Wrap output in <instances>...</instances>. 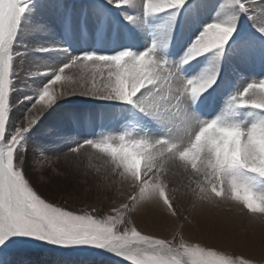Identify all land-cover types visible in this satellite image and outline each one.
I'll return each instance as SVG.
<instances>
[{"label": "snow or ice", "instance_id": "1", "mask_svg": "<svg viewBox=\"0 0 264 264\" xmlns=\"http://www.w3.org/2000/svg\"><path fill=\"white\" fill-rule=\"evenodd\" d=\"M29 2L0 0V264H21L19 253L35 241L98 249L115 258L114 264H264V236L257 260L251 254V238L193 240L176 231L169 239L145 233L134 219L153 201L179 218L177 194L183 193L193 199V208L235 204L239 212L264 222V152L258 147L264 141V78L247 83L223 113L204 119L193 106L216 83L219 68L188 78L181 73L182 65L204 54L221 58L237 33L239 16L225 15L205 24L178 62L158 54L168 46L167 32L139 52L126 48L70 56L59 68L48 70L51 78L33 95L14 101L13 63L19 55L14 43ZM136 2L109 0L118 8ZM141 2L145 17L167 13L171 29L187 0ZM229 6L259 17L257 30L264 35V0H226L221 12ZM198 7L193 0L192 11ZM237 55H246L243 44L237 46ZM72 96L128 105L134 113L118 133L74 139L69 133L76 126L75 115H57L60 102ZM16 104L24 105L19 118L12 115ZM241 109L252 110L251 118H244ZM139 117L155 122L163 134H152ZM37 129L39 140L33 139ZM210 133L214 139H209ZM225 138L233 141L227 151L221 147ZM66 143L72 146L65 148ZM133 145L147 149L138 171L104 150ZM81 175L89 184L99 180L98 187L121 196L125 188L133 191L119 202L109 198L108 205L100 206L77 201L66 187L52 183L54 177L78 180ZM245 196L255 203L250 205Z\"/></svg>", "mask_w": 264, "mask_h": 264}, {"label": "rangeland", "instance_id": "2", "mask_svg": "<svg viewBox=\"0 0 264 264\" xmlns=\"http://www.w3.org/2000/svg\"><path fill=\"white\" fill-rule=\"evenodd\" d=\"M200 1H203V0H198V2ZM221 1H225V0H217V2H221ZM69 4H72V6H74L73 4L81 5L80 11L86 13L85 16L81 17L82 19H84V23L89 22V20L93 17L96 19L97 18L100 19V16L98 15V13L102 14V10H105L107 13L106 19L108 20V22L109 21L111 22V19H112L114 23V20H116L117 23H114L116 24V27H117L118 22L122 25V28L127 27V33L125 35V38L123 37V39L126 41L121 45V47L118 45L119 42L112 44L114 46H112L109 43L111 46V50L113 49V47L118 46L116 50L113 49L111 53L118 52L126 48H130L133 51H137V52L143 51L144 49L149 47L153 43V41H158L159 35L162 32H167L168 41H169L170 39H172L171 37L173 36V33H175L176 29H178L179 26L181 27L183 25L180 31H178V34L181 33L180 38L183 39V42L178 44L180 40L178 39L175 42L176 44L174 45L171 44L172 47L170 49L168 47L166 51L162 49L161 53L158 52V54H161V55L163 53V55L166 58H168L169 60L173 62H178L181 59L185 50L191 44L195 36L199 33V31L203 29L205 24L209 23L208 19H206L207 22H204V20L200 21V27L198 25V28L195 29V26H193V22L191 21V18H198V17L193 16V15L195 16L197 15L196 11H194L195 14L193 13L192 15L191 8L193 5V0H187V3L184 9L181 10L180 14L183 20L182 24L181 22L179 24V21H178L179 15H178L177 19L174 22H172L171 29H169L170 21L168 23V27L164 26V28L163 27L161 28L158 25L153 26L155 22L156 24H162L161 22L163 21V17L157 16V15L145 17L143 12L133 17L131 16V12L126 11L124 8L121 9L120 7L119 8L115 7L114 4L105 3L103 0H30L28 11H26L24 15V18H26L27 20L26 25H32L33 18H39L41 16L42 11L40 9L44 8V6L46 5H50L51 9H48V10L51 14V19L55 23H57L59 26V30L57 31L59 35L58 36L59 39L55 40L54 45H58V44L62 45V49L66 50L64 51V53L68 54V57L78 55L82 52H94L95 50H96L95 52L97 53L107 54L105 51L101 52L102 50H100L99 47L97 49L94 47L95 38H96L94 37V34L95 32L99 33L100 29H104V28H106L104 30H107L113 33L112 32L113 26L111 27V23H110L111 28L108 29L109 27L107 28V25L105 22H103L101 19L96 20L94 26L88 25L86 26L84 30V31H88V42L90 45V49L87 48L88 50H86V48H84L82 49V51L81 50L74 51L72 49H68L69 47L65 45L66 42H64V40L69 41L70 38L72 37L70 36V38H66L64 37V34H62V32L63 30L66 29L69 33V29L68 27L65 26V24L61 25L58 22V18H55V17H56V14H58L64 18L63 10H65V7H67V5ZM121 13L122 15L128 14L129 16L133 17L134 21H137L138 23L134 24L130 28L129 26L126 25L127 22H130L128 19H126L127 15L125 17L124 16L122 17ZM53 15L55 17H53ZM207 16H210V15L207 14ZM144 17H145L147 26L144 25V22H145V21L143 22ZM239 18L241 22V27L237 31V33L239 34L238 35L237 33L233 34L234 39H230L228 44L225 45V49L222 54V58L224 61L220 58H217L215 56V53H207V54H204L194 59L190 63L181 66L182 75L188 78V77H192L195 75H199L201 73V68H202L201 65L203 66L205 70L207 67L212 68L215 64H220V66L218 67L220 73L216 81L217 85L215 87L212 86V89L209 88L207 92L209 91L210 94L207 96L204 93L202 97L200 98L199 102L193 106L195 109V112L201 118L212 119L218 114L220 115L221 113L225 111L228 101L231 99V97L233 95H236L239 91H241L243 87L247 85V83L251 82L252 80H259V79L264 78V37L260 36L259 33L254 32L253 30L249 29L250 28L249 21H248V24L244 22L246 19L249 18L247 14L239 12ZM168 19H169V16H168ZM212 19L214 20L213 17ZM142 25L144 26V28L142 27ZM117 29L115 28L116 32H118ZM20 32L25 33L29 39V42L28 43L26 42L27 45H24V47L26 49H34L37 52H40L37 50L39 49V47H37L38 45L35 46V44L37 43L36 35H33L32 32H29L25 29H23V31H20ZM248 34L254 36V38L252 40L248 39ZM176 35H177V31H176ZM20 37H22L21 34L17 36L16 41L14 43V52L19 53V55L15 57L14 63H13L15 80H16V71H17V66H16L17 60L16 59H19L21 56V53L18 52L16 49L18 48V46H21V42H23L22 38H21L22 41L20 40ZM116 38H119V35ZM256 39H259V41H257ZM108 40L114 41L115 38L113 39L108 38ZM119 40L120 39H118V41ZM249 40L251 44L259 43L262 49L259 50V49L253 48V46L249 43ZM87 44H85L83 47H86ZM127 44L129 45L127 46ZM187 44L189 45L187 46ZM240 44L244 45V51L246 53L244 57H241L237 54L235 55L234 54L235 52H231L234 46L235 48H237V46ZM55 49H59L57 51H61L60 46L58 47L56 46ZM229 54H230V57L235 56V64H232V65L234 66L236 65L238 67L236 66L233 67L227 63V60L225 59H228L227 57L229 56ZM219 59H220V63H219ZM58 63L59 65L58 66L54 65V68L56 67L57 69L66 62L59 61ZM43 73L45 74H43L42 77H44L45 79H43V83L40 84L38 88L42 87L52 76V73L51 72L49 73V71H43ZM226 75L228 77L227 79H225ZM15 80L13 84V88H14L13 95L16 91ZM34 92L31 95H33ZM18 99L19 98H17V100ZM22 99L23 98H20V100ZM71 100H73V102H64V100L61 101L57 109V112L60 111V109L64 106L73 107V106L80 105L83 110H88V109L98 110V109H102L105 106L110 107V109L118 110V108L120 107L122 111L118 113L117 115L118 117L114 120L115 122H117L121 118H128L129 120H131L132 117L129 116L128 114L134 113V109H132V107L128 105L100 101V100L87 98L83 96H74L73 98H71ZM249 110L250 109H241L239 111L243 115L244 118H251V116L253 115V112L252 111L249 112ZM13 112L14 111L12 110V115H13ZM92 115H93V120H99L98 114L94 115L93 113L88 117H91ZM139 119L141 120L145 128L148 131H150L152 134L157 135V136L163 134V130L155 122L150 121L144 117H139ZM123 127L124 125H122L121 128L116 131H110L107 129L106 130L98 129V132L96 131V135L89 136L87 138H95L99 135L106 134L109 132L118 133L122 131L121 129H123ZM35 133L33 134V136L35 135ZM209 139L210 140L214 139L211 133L209 134ZM232 143L233 141L230 138H225L224 143L221 145V147L225 151H227L228 148L232 145ZM258 147L262 152H264V141H262L258 145ZM104 150L111 151L113 152V154L118 155L120 158H122L127 163V165L130 168L135 169L137 171L139 170L141 158L143 154L147 151L146 148L140 145L128 146L122 149L105 148ZM54 178L60 179L62 177H54ZM96 185L97 184L95 182L94 184L90 185V187H88L89 188L88 192L83 193L80 196L78 195H73V196L77 198V201L80 198H82L89 203H94L100 206H104V205L109 204V198L112 201L119 202L120 200L123 199V196H127L130 191H133V189L125 188L123 189V196H121L118 192H116L113 189H108L107 187H104V188L95 187ZM245 198L250 201V205L255 203L254 201L250 200V197L245 196ZM193 203H194L193 199L186 197L185 195H183V193H178L177 194V204H178V211L180 213L179 218L172 217L164 213L161 210L158 211L157 208L155 209V211L153 210L152 212H154V214L157 217H159V215H163L165 217L162 227L157 226V225L153 226L151 224H148L149 223L147 221L148 216H146V214L144 215L142 213L140 214L139 213L141 211L140 209H139L140 211L138 212L139 216H136L137 215L136 214L134 219L138 227L145 233L157 235L160 237H166L169 239L172 237V234L176 231H182L186 238H191L193 240H199V239L207 240L209 237H212V236L223 237L225 239H233V240L239 238L241 241L251 238L255 244V246L251 249V254L254 257H256L257 260L259 259L261 255L260 239L262 236H264V222H261L259 218H253V217L248 216V213L246 212H242V211L239 212L237 210L239 209V205L229 204V205H221L220 207H217L213 203L211 204L207 203L206 205H210L208 207L209 209H211V212H208L209 209L207 208L203 207L205 210L204 209L202 210L201 208L202 204L193 208ZM228 207H231L232 209L230 210ZM185 217H187V219H185ZM19 259L21 261V264H96V261L100 259H105L107 261V264H114V260H115V258L110 257L107 254H101L100 250L98 249L60 248V247H55L51 244H46L40 241H35L31 243L30 245H27L26 250H22L19 253Z\"/></svg>", "mask_w": 264, "mask_h": 264}, {"label": "bare ground", "instance_id": "3", "mask_svg": "<svg viewBox=\"0 0 264 264\" xmlns=\"http://www.w3.org/2000/svg\"><path fill=\"white\" fill-rule=\"evenodd\" d=\"M103 1L105 3H109V0H103ZM225 2H226V0L225 1H221V2H217V0H203V1H200L199 2V7L195 10L197 12V15L196 16L193 15L194 11H192V15L194 17H198V18H191V21L193 22V26H195V29L198 28V25L200 27V21L204 20V22H207L206 19H208V22H212L213 21L212 17L214 19H223L225 17V15H234L235 14V15L239 16V10H238L237 6H229L224 12H221V6L223 4H225ZM109 4H112V3H109ZM73 5L74 6H72V4H69V5H67V7H65V10H63L64 11V14H63L64 18L61 17V15H58V14H56V17L53 15V17L58 18V22L61 25L65 24V26L68 27V29H69V33H68V31L66 29L63 30V32H62V34H64V37H66V38H70V36L72 37V38H70L69 41H65L64 40V42H66L65 45H67L69 47L68 49H72L74 51H78V50L84 49L83 46L85 44H87V43L88 44L86 46V50L90 49V45H89V42H88V31H84V30H85L86 26H88V25L94 26L96 20H100V19L103 22L106 23L107 28L109 27L108 29H110L113 26V29H112L113 33H111L110 31L104 30L106 28L100 29L99 33L95 32L94 37H96L97 39L95 38V46L94 47L96 49L99 47V49L102 50L101 52L105 51L107 54H110L113 49L116 50V48L118 46L117 47H113V49L111 50V46L109 45L110 42H109L108 38H111V39L115 38L118 33H120L119 34V39L120 40L118 41L119 42L118 45L121 47V45L126 41V40L123 39V37L125 38V35L127 33V27L122 28V25L118 22V24H119L118 32L116 33L114 31V27H115L116 24H114V23H117V21L114 20V23H113V20L111 19V22L110 21L108 22V20L106 19L107 13H106L105 10H102V14L98 13V15L100 16V19H98V18L96 19V18L93 17V18H91L89 20V22H85L84 23V19H82L81 17L85 16L86 13L80 11V7H81L80 4H73ZM120 8L121 9L124 8L126 11L131 12V16H133V17L138 15L139 13L143 12V7H142L141 0H137V2L134 3L133 5L123 6V7H120ZM48 9H51L50 5H46V6H44V8H41L40 9L42 11L41 12V16L39 18H33V20H32L33 24L32 25H26L27 20H26V18H24L22 20V24H21L19 32L23 31V29H25V30H27L29 32H32L33 35H36V38H37L36 42L37 43L35 44V46L38 45L37 47H39V48L55 49L56 46L57 47L60 46L61 47V51L52 50V51H40V52H37L34 49H26L24 47V45H27V43L29 42L28 37L26 36L25 33H22V32H20L18 34V35L21 34L22 37H20V40L22 38L23 42H21V46H18V48L16 47L17 48L16 50L21 53V56H20L19 59H16L17 60V63H16L17 64L16 65L17 66V71H16V80H15V82H16L15 83L16 91H15V93L13 95V100L14 101L17 100V98H19L18 100H20V98H24L25 96H30L40 86V84L43 83V79H45L44 77H42V75L45 74V73H43V71L56 69V67L54 68V65L58 66L59 65V63H58L59 61L67 62L68 59L70 58V57H68V54L64 53L65 50L62 49V45H60V44L54 45L55 44V40L59 39L58 38L59 35L57 33V31L59 30V26H58L57 23H55L51 19V14H50ZM191 10H192V8H191ZM207 14H209L210 16H207ZM126 15H122V13H121L122 17L123 16L124 17L125 16L126 17L129 16L128 14H126ZM247 15L249 16V18L246 19L244 22H246L248 24V21H249V27H250L249 29L253 30L254 32L259 33L260 36L264 37V35H262L257 30L258 26L260 24L259 17L253 18L250 13L247 14ZM157 16L163 17V21L161 23L162 24L164 23V24L163 25L162 24H156V22H155L153 26L158 25L161 28L162 27L164 28V26L168 27V23H169L168 16L169 15L167 13H162V14H158ZM144 21H145V17H144L143 22ZM178 21H179V24H180V22L182 24L183 20H182L181 14H179V20ZM110 23H111V27H110ZM137 23H138L137 21L132 20L130 22H127L126 25L131 28L134 24H137ZM144 25L147 26L146 25V21L144 22ZM182 26L181 27L179 26L178 29H176L177 35H176V31H175V33H173V36L171 37L172 39H170L168 41V46L166 48H164V51H166V49H168V47L170 49L172 47L171 44H173V45L176 44L175 42L178 39H180L178 44L183 42V39L180 38L181 33L178 34V31H180ZM188 26H190V25H188ZM142 27L144 28L143 25H142ZM240 27H241V22H240V18H239L237 31L239 30ZM104 33L106 34V39H102L101 41H99V39H101L103 37ZM253 38H254V36L248 34V39L252 40ZM250 40H249V43H250ZM256 40L259 41V39H256ZM170 42H172V43H170ZM100 43H103V44L100 46L99 45ZM128 45L129 44H127V46ZM188 45L189 44H187V46ZM251 45L255 49H259V50L262 49L259 43H252ZM236 50H237V48H235V46H234L233 49L231 50V52H235L234 54L236 55L237 54ZM161 51H162V49L158 50V52H160V53H161ZM162 55H163V53H162ZM256 55H257V53H256ZM227 58L228 59H225V60H227V63L229 65L235 67L236 65L235 66L232 65V64H235V56H233V57L231 56L230 57V54H229V56ZM220 59L223 60L222 57ZM220 59H219V63H220ZM219 66H220V64H215L212 68H218ZM201 67H202L201 68V72H203L204 68H203L202 65H201ZM236 67H238V66H236ZM198 68H200V67H198ZM208 68L209 67H207L206 69H208ZM232 70H233V68H232ZM33 71H39L42 74L36 75V76H30L29 73H31ZM50 72L51 71H49V73ZM219 73H220V71H219ZM251 77H253V76H251ZM227 78L228 77L226 75L225 79H227ZM228 81H230V80H228ZM245 83H247V82H245ZM216 85H217V82L215 84H213V87H215ZM211 89H212V87H211ZM209 94H210V92L206 91L205 95L208 96ZM73 97L74 96L69 97V99L67 98L66 100H64V102H73V100H71V98H73ZM219 107H221V106H219ZM118 110H119V112H118ZM118 110L117 109H110V107H108V106H105L102 109H98V110H96V109L83 110L80 105L73 106V107L64 106V107H62L60 109V111L57 112V115H63V114H66V113H73L75 115V117H76V126L71 128L69 134L71 136H73L74 139L83 140V139H86L89 136L96 135V131L98 132V129H104V130L107 129V130H110V131H116V130L120 129L122 125H125L129 121L128 118H121L117 122L114 121L118 117L117 116L118 113H120V111H122L120 107L118 108ZM13 111H14L13 112V117L19 118L20 115L22 114V112L24 111V105L23 104H16L15 107L13 108ZM251 111L252 110H249V112H251ZM93 113H94V115L98 114L99 120H93V115L91 117H88V116H90ZM81 121H83V122H81ZM47 122L48 121H46V123ZM121 130H123V129H121ZM35 132L38 133V129ZM36 133H35L36 136L34 135L33 139L39 140V136ZM261 142L262 141L258 142V145ZM64 147L65 148L71 147V144L70 143H66L64 145ZM84 163H85V165H87L88 164L87 160H85ZM99 163L100 162H98V161H93L94 165H98ZM89 179H91V178L89 177ZM95 182L97 184L95 187H98L99 180L92 181L89 184L85 180L83 175H81L78 180L77 179H66V178L62 177L60 179L54 178L53 181H52L53 184H60V185H62L64 187H66L67 188V192L70 193L72 196L73 195L80 196L83 193L88 192V190H89L88 187H90V185L94 184ZM73 198H75V196H73ZM75 199H77V198H75ZM201 206H202L201 208L203 210L204 208L209 209L208 206H210V205L202 204ZM156 208L158 209V211L160 210L158 208V206L156 205V202L153 201L152 203H147V204L143 205L140 208L141 211L139 210L140 212L139 211L138 212L140 214L142 213L143 215L146 214V216H148V220H147L149 222V223L147 222L148 224H151L153 226L157 225V226H161L162 227L163 222L165 220V217L163 215H159V217H157L154 214V212H152L153 210L155 211ZM138 212H137L136 216H139ZM208 212H211V209H209ZM207 216H208V214H207Z\"/></svg>", "mask_w": 264, "mask_h": 264}]
</instances>
